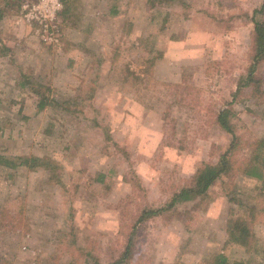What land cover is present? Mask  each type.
<instances>
[{
    "label": "rangeland",
    "instance_id": "obj_1",
    "mask_svg": "<svg viewBox=\"0 0 264 264\" xmlns=\"http://www.w3.org/2000/svg\"><path fill=\"white\" fill-rule=\"evenodd\" d=\"M64 1L62 38L45 44L16 23L17 1L0 0L5 20L21 30L12 34L10 25L3 43L12 51L1 62L10 70L0 74V153L48 155L64 178L50 185L41 168L0 165V264H93L94 257L110 264L142 208L163 206L226 150L231 135L215 123L219 110L233 109L238 134L264 135V81L257 96H249L252 86L236 92L251 16L258 10L264 24V0ZM152 48L162 55L147 71ZM20 74L54 87L59 102L80 97L83 112L37 111L38 96L20 86ZM255 79L264 80V61ZM99 173L110 187L97 182ZM227 193L264 208L260 180L217 182L202 201L140 223L129 264H205L214 252L264 264V213L252 225L250 251L229 242L236 215Z\"/></svg>",
    "mask_w": 264,
    "mask_h": 264
},
{
    "label": "trees",
    "instance_id": "obj_2",
    "mask_svg": "<svg viewBox=\"0 0 264 264\" xmlns=\"http://www.w3.org/2000/svg\"><path fill=\"white\" fill-rule=\"evenodd\" d=\"M15 1H17V9L18 12H20L23 0ZM61 1L65 3L64 0ZM172 1L174 0H147L150 4L158 3L160 5L164 4V2L171 4ZM257 11L258 10L255 9L251 16L253 19V29L250 35V50L247 54L248 62L245 67V73L238 78L236 86V92L252 86V89L249 91V96L252 97L260 93L257 89L264 81L255 79L257 66L260 62L264 61V24L260 20H255ZM4 17V6H0L1 54H4L6 51H12L11 48L3 44L5 42L4 40L7 38V32L4 27ZM161 55L162 53L157 49L152 48V51L149 52L144 59L147 65V71L153 67L155 60ZM19 80L20 86L25 89V91L28 90L38 96L36 104L37 111L53 107L56 108L57 111L66 113L69 116H71L72 113L78 114L83 112L80 108L78 109L76 107L77 102L80 101V97H76V102L73 97L69 101L59 102L51 96L52 93L55 92V88L48 83L37 81L35 76H29L27 74H20ZM234 113L232 108H224L219 110L216 114L215 123L222 130L231 135L230 143L226 150L219 155L218 161L214 164L201 163L197 167L191 183L182 185L163 206L158 208L146 206L142 208L135 220L132 230L128 234L123 250L110 264H129L135 248L136 229L140 223L164 211L171 210L180 202L196 199L202 201V199L206 197L210 187L217 182H230L237 175H243L260 180L264 188V135L249 139L245 135L238 134L235 129L237 122L234 120ZM0 165L9 169H15L20 166L29 169L41 168L46 173L47 184L64 185L61 167L58 165V162L48 155H30L29 157H22L3 155L0 153ZM106 177L104 173H99L97 182L110 187L111 185L106 182ZM231 195L232 193H227L229 200L235 203V207L233 209L231 208V211L235 213L236 216L232 227L228 230V241L244 247L246 251H250L255 246L253 242L252 225L258 219L257 213H264V208L258 209L248 199ZM68 235L69 234H66L64 230H61L60 235L56 238L59 241L61 240V242L63 240L64 243V238L66 239ZM251 260V258H248L246 260L230 261L224 253L214 252L212 254L209 253V257L205 264H250ZM93 264H100L95 257L93 258Z\"/></svg>",
    "mask_w": 264,
    "mask_h": 264
},
{
    "label": "built area",
    "instance_id": "obj_3",
    "mask_svg": "<svg viewBox=\"0 0 264 264\" xmlns=\"http://www.w3.org/2000/svg\"><path fill=\"white\" fill-rule=\"evenodd\" d=\"M61 0H23L16 23H22L42 43L56 44L62 38Z\"/></svg>",
    "mask_w": 264,
    "mask_h": 264
},
{
    "label": "crops",
    "instance_id": "obj_4",
    "mask_svg": "<svg viewBox=\"0 0 264 264\" xmlns=\"http://www.w3.org/2000/svg\"><path fill=\"white\" fill-rule=\"evenodd\" d=\"M6 18L4 17V27H5V31L6 32H8V33H10L9 31H10V25H12L11 27H13V29L11 30V33L12 34H16L17 35V32H21V30L20 29H16V27L11 23V24H9L8 22H7V20H5ZM6 25V26H5ZM86 25H87V23H86ZM2 59H7V61L8 60H11V57H10V55L7 53V54H1L0 53V74L2 73V71H9L10 69L9 68H6V67H4L2 64H1V62H2ZM8 65H10V64H8ZM11 69H14V68H11Z\"/></svg>",
    "mask_w": 264,
    "mask_h": 264
}]
</instances>
